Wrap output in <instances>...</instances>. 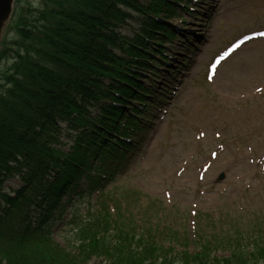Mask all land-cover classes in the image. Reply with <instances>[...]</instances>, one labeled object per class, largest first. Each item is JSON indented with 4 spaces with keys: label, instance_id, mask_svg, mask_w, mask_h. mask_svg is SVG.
I'll return each mask as SVG.
<instances>
[{
    "label": "trees",
    "instance_id": "1",
    "mask_svg": "<svg viewBox=\"0 0 264 264\" xmlns=\"http://www.w3.org/2000/svg\"><path fill=\"white\" fill-rule=\"evenodd\" d=\"M179 1L42 0L33 9L19 2L8 22L13 47L0 40V61L12 59L0 83V264H264V222L226 225L207 215L193 230L171 219L166 233L114 222L115 233L104 193L97 208L74 213L79 197L103 191L104 175L90 176L92 160L112 155L117 135L132 131L117 124L126 102L145 103L152 93L142 70L158 75L153 55L174 35ZM12 178L20 186L6 192ZM64 223L74 235L67 245L54 236Z\"/></svg>",
    "mask_w": 264,
    "mask_h": 264
},
{
    "label": "rangeland",
    "instance_id": "2",
    "mask_svg": "<svg viewBox=\"0 0 264 264\" xmlns=\"http://www.w3.org/2000/svg\"><path fill=\"white\" fill-rule=\"evenodd\" d=\"M20 1L30 9L42 5V0H14L13 13ZM192 7L195 17L182 14L172 21L180 31L167 43L177 51L174 70L166 67L157 82L142 70L141 80L149 77L154 88L153 100L142 114V129L131 137L133 147L114 149L116 159L128 155L125 166L104 179L103 191H90L75 201L77 214L97 208L101 193L111 197L112 231L117 223L137 233L142 227L155 230L162 225L166 233L171 219H177L178 227L192 225L195 212L218 215L226 225L264 222V36L230 54L237 39L264 30V0H198ZM14 29L4 25V45L13 47ZM186 38L201 43L184 45ZM11 61H0L1 84ZM164 88L166 94L158 96ZM175 88L174 95L168 93ZM129 104L127 109L133 103ZM98 106L91 109L94 117L101 114ZM112 161L103 156L93 173H99V167L103 173ZM19 186L20 180L12 178L4 189L10 192ZM167 212L170 217L164 215ZM73 219L68 214L65 221L81 229ZM54 236L67 245L74 238L72 227L60 224ZM92 262L108 264L101 259Z\"/></svg>",
    "mask_w": 264,
    "mask_h": 264
},
{
    "label": "water",
    "instance_id": "3",
    "mask_svg": "<svg viewBox=\"0 0 264 264\" xmlns=\"http://www.w3.org/2000/svg\"><path fill=\"white\" fill-rule=\"evenodd\" d=\"M13 1L14 0H0V40L4 25L8 22L13 12Z\"/></svg>",
    "mask_w": 264,
    "mask_h": 264
}]
</instances>
